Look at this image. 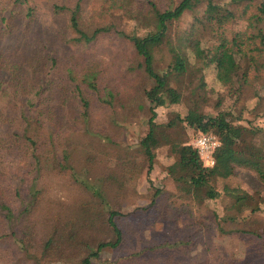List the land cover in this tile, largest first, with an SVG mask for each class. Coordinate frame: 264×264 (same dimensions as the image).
Instances as JSON below:
<instances>
[{
  "label": "trees",
  "instance_id": "1",
  "mask_svg": "<svg viewBox=\"0 0 264 264\" xmlns=\"http://www.w3.org/2000/svg\"><path fill=\"white\" fill-rule=\"evenodd\" d=\"M107 1L111 2L110 6L123 8L143 31L125 33L114 23L88 26L83 21L86 0H0V100L5 102L0 107V149L4 146L19 150L21 161L14 173L20 184H28L20 209L19 251L38 262L62 260L68 264H92L104 247H118L129 235L122 226L126 213L107 208L96 185L81 181L72 170L67 172L62 150L51 154L52 143L46 136H51L53 142L56 140L55 146L62 149L75 143V132L79 129L59 106H65L69 96L75 99L79 96L85 109L87 102L81 98L79 85L84 83L97 90L98 71L95 66L88 69L85 65L79 70L68 67L66 75L56 78L52 72L55 58L44 53L38 43L29 47L45 5L56 16L66 15L71 32L67 40L79 45L90 44L114 28L131 43L135 55L142 58L139 67L154 81L151 88L143 91L151 112L149 130L140 142L148 160V172L155 149L164 141L174 178L189 185L181 195L186 206L201 205L206 199L220 197L222 193L216 183L231 178L236 167L256 173L261 183L258 188L248 190L239 185H226L224 189L228 202L219 228L224 230L220 223L231 224L227 232H240L246 251L244 257L224 259L222 264H264V231L249 222L251 215L264 213V126L246 117L248 113L264 117V0H164V8L158 5V0ZM198 8L202 15L194 17L187 34L175 32V19L186 10ZM238 15L245 16L247 21L243 31L232 29ZM218 42L223 46L219 58L212 63L213 78L227 79L232 87L230 105L210 115L198 108V97L201 98L202 92L205 94L207 83L205 70L196 61L203 49H213ZM163 49L170 61L158 70L154 66L155 52ZM185 74L198 79L197 86L189 91L191 105L183 115L176 114L165 123L163 132L155 122L156 109L182 100L184 95L177 81ZM77 78L79 81L73 83ZM256 79L260 81V92L253 95L257 100L250 107L241 100L245 85ZM197 92H200L198 96ZM124 93L134 92L130 86ZM85 114L82 110L81 115ZM180 121L195 136L210 133L218 136L221 145L215 152L213 166L204 165L186 133L176 129L169 136L165 132L167 128L175 129ZM50 187L55 190L54 195L47 193ZM15 192L19 194L18 187ZM159 195V189L152 193L147 211L157 204ZM8 205L7 202L4 205L9 213L7 217ZM174 223L172 215L165 214L164 210V226L168 231ZM183 235L179 247L177 243L171 245L168 259L176 256L174 249L189 250L192 234Z\"/></svg>",
  "mask_w": 264,
  "mask_h": 264
},
{
  "label": "rangeland",
  "instance_id": "2",
  "mask_svg": "<svg viewBox=\"0 0 264 264\" xmlns=\"http://www.w3.org/2000/svg\"><path fill=\"white\" fill-rule=\"evenodd\" d=\"M110 3L107 0H86L84 23L91 27L114 23L125 33L143 31L144 28L140 27L137 20L129 18L123 8L110 6ZM158 5L164 8V0H158ZM43 8L36 35L31 39L29 47L33 48L38 43L44 53L55 58L52 68L55 77L66 75L68 67L79 70L85 65L88 69L95 66L98 71L95 80L97 90L84 83L79 85L81 98L87 102L85 109L79 96L76 99L69 96L65 106H59V110L79 129L75 132V143L62 149L55 146L56 140L53 142L51 136H46L52 143L51 154L62 150L67 172L73 171L81 181L96 185L107 208L126 213L122 218V226L129 233L128 237L118 247H104L92 264H222L226 259L229 261L231 258L244 257L246 246L242 234L227 232L232 227L227 223H220L224 227L221 231L219 220L228 202L224 190L226 185H239L254 190L261 185L256 173L245 167H236L231 178L216 183L217 189L222 193L220 197L206 199L201 205L192 203L191 206H186V200L181 195L189 185L181 184L174 178L164 141L155 149L153 165L148 172V160L140 142L149 130L148 119L151 112L150 102L143 91L151 88L154 81L139 67L142 58L135 55L131 43L114 28L102 33L90 44L79 45L67 40L71 32L66 25V15L56 16L49 7L44 5ZM200 15L201 8L186 10L175 19L174 31L187 34L194 23V17ZM246 25L245 16L238 15L233 20L232 29L243 31ZM222 42H218L213 49H203L196 61V65L205 70L206 91L205 94L202 92L201 98L198 97V108L205 114L214 115L217 109H225L230 105L231 82L213 78L212 63L220 56ZM169 61L170 56L166 50L155 52L154 66L158 70H162ZM79 79L73 83H77ZM177 83L184 95L182 100L156 109L155 122L163 132L165 123L176 114L183 115L191 105L189 91L197 86L198 79L185 74ZM130 86L134 93L128 95L124 91ZM257 91L260 92V81L256 79L245 85L241 103H247L250 107L254 105L257 99L252 97ZM129 99L131 102H128ZM243 99L248 100L243 102ZM4 105L5 102L0 100V107ZM73 109L77 111L74 112ZM82 110L86 111L84 117L81 115ZM246 117L255 124L264 126V117L260 114L254 116L253 113H248ZM167 129L165 132L169 136L177 130L186 133L191 143L196 137L182 121L175 129ZM20 161L21 153L18 149L1 147L0 264H68L62 260L38 262L19 251L17 239L21 237L22 226L20 209L28 189V184H20L14 173ZM16 187L19 188V194L15 192ZM156 189L160 191L157 204L147 211ZM50 192L51 195L56 193L53 187L47 191L48 194ZM6 202L10 208L9 217L5 216L9 214L7 207H4ZM164 210L165 214H171L175 220L169 231L164 226ZM249 222L256 229L264 231V213L251 215ZM190 233L192 242L187 248L189 250L183 252L186 247L182 250L174 249L176 256L168 259L167 253L173 249L171 245L177 243L179 247L183 234L189 236Z\"/></svg>",
  "mask_w": 264,
  "mask_h": 264
},
{
  "label": "built area",
  "instance_id": "3",
  "mask_svg": "<svg viewBox=\"0 0 264 264\" xmlns=\"http://www.w3.org/2000/svg\"><path fill=\"white\" fill-rule=\"evenodd\" d=\"M192 144L198 150L204 165L213 166L215 163V152L221 145L218 136L213 133L200 134L193 139Z\"/></svg>",
  "mask_w": 264,
  "mask_h": 264
}]
</instances>
